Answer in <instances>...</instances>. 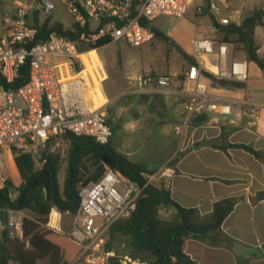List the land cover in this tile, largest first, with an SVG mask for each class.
<instances>
[{"label": "built area", "instance_id": "2783aa9c", "mask_svg": "<svg viewBox=\"0 0 264 264\" xmlns=\"http://www.w3.org/2000/svg\"><path fill=\"white\" fill-rule=\"evenodd\" d=\"M74 18L78 26L73 37L56 31L46 39L38 40L39 29L29 23L36 10L50 17L57 10L55 0H23L12 15L4 18L0 37V70L8 84L28 75L25 84L17 89L0 84V152L30 154L40 159L42 152L53 138L66 133L88 137L107 145L113 137L105 103L97 105L94 88H102L104 71L95 68V76L87 71L84 56H89L90 46L103 39L110 44L124 41L131 46L151 42L156 33L152 22L161 16L182 18L192 0H58ZM229 8L227 0H211L200 9L214 17V22L228 26L232 20L222 16ZM234 14H239L234 11ZM213 29H211V32ZM100 48V47H99ZM99 48H94L98 50ZM264 60V43L258 49ZM194 60L183 81L178 73L148 71L136 79L134 92L138 94L178 93L188 96L185 113L175 132L183 135L196 124V119L208 114L215 118L208 121L224 126H238L247 121L249 128L257 126L262 103L247 98L228 100L221 97L224 89L242 88L250 80V61L235 57L232 44L214 36L197 37L192 42ZM26 65L24 76L20 73ZM207 73L219 80L213 82ZM221 81L240 84L223 85ZM190 83L192 86H186ZM221 118V119H220ZM143 186L106 166L98 181L82 183L78 211L72 218L69 238L81 247L80 254L71 264H109L116 257L107 248L112 225L130 218L138 208L145 187L161 180L171 189L176 172L165 169L160 174H142ZM8 176L0 165V192L8 186ZM12 197V194L10 195ZM7 226L12 238H23V211L8 207ZM56 212V214H55ZM48 228L63 232V213L53 207Z\"/></svg>", "mask_w": 264, "mask_h": 264}, {"label": "crops", "instance_id": "0c3cea01", "mask_svg": "<svg viewBox=\"0 0 264 264\" xmlns=\"http://www.w3.org/2000/svg\"><path fill=\"white\" fill-rule=\"evenodd\" d=\"M209 1L192 0L190 7L197 4L198 8L194 14L197 21L190 22L186 15L182 17L184 22L176 27L177 50L191 56L195 38L211 34L223 40L226 26L215 25L211 14L200 11ZM227 1L229 8L224 9L222 16L230 17L231 24L237 25L242 23L248 14L247 10L253 11L259 4L258 0ZM234 11L239 14L235 15ZM161 17L152 22V27L164 34L156 23ZM259 29L256 30L257 35ZM235 57L247 59L245 51L243 56L235 54ZM84 62L86 72L89 71L96 79L95 68H98L96 66L100 62L98 52L91 50L89 56H84ZM188 67L184 75L180 73L184 80ZM102 69L105 73L104 81L102 88L98 82L94 88L95 100L97 105L105 103L113 129L111 142L119 153L141 165L147 174H160L165 169L174 170L176 176L170 189L172 199L181 206L198 208L202 214L210 213L218 200L243 197L222 226L223 231L235 239L233 246L212 247L202 240L187 239L184 245L186 254L197 264H264V200L253 202L255 195L264 191V161L245 149L230 146L245 144L264 154V108L254 128H249L247 121L238 126H224L222 119L219 123L207 120L194 124L183 135H178L174 128L184 116L187 94H138L134 92L136 79L145 71L127 82L125 76L122 79L108 76L103 66ZM150 71L159 73L153 69ZM187 85L192 86L186 83L185 87ZM241 89H224L221 97L233 101L247 98L254 103H262L264 69L250 61V80L244 85L246 95ZM155 138L160 140L152 148L149 142ZM2 153H8L9 160L13 162L14 154L10 150H3ZM159 181L160 184L162 181ZM176 212L174 207L169 208L172 215ZM128 249L130 253L124 254L126 258L131 254V249ZM112 250L116 253L115 245Z\"/></svg>", "mask_w": 264, "mask_h": 264}, {"label": "trees", "instance_id": "16d2710c", "mask_svg": "<svg viewBox=\"0 0 264 264\" xmlns=\"http://www.w3.org/2000/svg\"><path fill=\"white\" fill-rule=\"evenodd\" d=\"M29 23L38 27L40 33L38 40L46 39L53 31L73 37L75 30L78 29L76 24L66 27L62 23L55 22L52 16L43 17L38 10L29 18ZM214 24L217 25L216 22ZM258 27H264V7L249 12L240 25L226 26L222 41L242 45L247 59L264 69V60L257 52ZM153 30L157 37L167 38L157 29L153 28ZM108 44H110L109 40L103 39L96 46L87 47L85 50ZM181 52L185 57L191 58L186 52ZM191 60L194 62L192 58ZM207 75L213 82L219 83L213 74L207 73ZM182 79L184 80V77ZM27 80L28 75L17 79L13 84H8L0 70V84L7 88L17 89ZM221 84L240 86L226 81H221ZM197 119H202L203 122L208 120L206 116ZM63 137L71 143L64 189L58 179L63 165L62 155L51 151L50 148L57 138H53L42 152L39 159L42 163L41 168H37V157L14 153L21 183L15 186L11 179L8 180L7 188L0 192V209L11 207L27 213L23 217L22 239L10 237L7 228L2 230L0 264L11 262L40 264L43 260L48 264H71L80 254L81 247L67 234L48 228L52 208H58L63 214L75 215L80 203V184L98 181L103 176L106 166L114 168L124 177L141 186L146 182L142 176L146 173L143 167L119 153L112 142L101 145L91 138L71 133H66ZM213 146L218 147L214 144ZM230 146L245 149L264 161V154L248 145L231 144ZM14 190L18 192L16 198L10 196ZM242 199L243 197L236 196L223 198L214 203L210 213L202 214L198 208L184 207L175 202L170 190L162 182L159 185L149 184L139 199L137 211L130 218L118 220L112 225L107 248L112 250L114 240L122 237L128 243L127 246L131 249L134 259L142 252L148 254V258L143 261L145 264H197L185 252L186 240H202L212 247H232L235 239L226 234L222 226ZM262 200H264V191L258 192L253 198L254 203ZM162 207H174L177 212L172 219H163L160 214ZM111 264L122 263L112 258Z\"/></svg>", "mask_w": 264, "mask_h": 264}, {"label": "rangeland", "instance_id": "374dc122", "mask_svg": "<svg viewBox=\"0 0 264 264\" xmlns=\"http://www.w3.org/2000/svg\"><path fill=\"white\" fill-rule=\"evenodd\" d=\"M22 1L23 0H2L0 2V34H2L4 30L5 16L12 15V13L22 3ZM55 1L57 2L58 6L57 10L52 15L53 20H57L64 26L70 27L74 18L68 13L66 8H64L58 2V0ZM251 1L253 2L254 0H248V2ZM258 3L259 4H257L253 9L264 7V2L258 0ZM197 9V4H195L190 7L188 13L186 14V17L188 20H190V22L197 21L194 15ZM249 12H252V10H247V13ZM183 22L184 19L182 18H159L156 23L167 38L158 37L142 46L135 47L126 44L124 41H119L108 44L107 46L100 47L98 50H96L100 57V62L96 67L100 68L103 66L108 76H117L119 79H122V77L125 76L127 82H130V80H132L135 76L144 71H150V69H153L159 73H178L179 75L180 73H182V75H184V72L186 71L192 60L189 57H185L182 54L181 50H177L175 41L176 27H178V25ZM259 30L260 31L258 35L256 34V42L258 46L261 47L264 40V27H260ZM232 48L237 56L244 55V49L242 45L232 43ZM245 58H247V56ZM113 111H115L114 106ZM212 118H215V115L208 114V119L211 120ZM158 140H160V138H155L154 140L149 142V145L153 146L152 148H155L158 145ZM70 147V141L63 136L57 138L50 147L51 151L60 153L63 158L62 169L58 174V179L63 189L68 175V158ZM8 156V153L0 152V165L6 172L8 178L13 181L14 185L19 186L21 183V179L14 163V159L12 162L9 160ZM36 163L37 168H41L42 163L40 162L39 158H36ZM159 182V180L154 181V184L159 185ZM17 195L18 192L14 190L12 192V198H16ZM26 213L27 212L23 211V215ZM160 214L163 219H172L174 217V215L169 213V208L167 207H162L160 210ZM20 219H22V216H20ZM63 222V234L68 235V233L72 229V218L69 213L63 214ZM2 230L3 228L0 223V242L2 238ZM127 244L128 243L122 237L114 240L116 262H121L122 264H145V262L143 261L148 258V254L146 253L142 252L140 254H137V256H135V259L133 258L134 256L131 255L132 253L129 254L128 258L124 256L125 253H130L129 249L127 248ZM10 264L17 263L11 262ZM40 264H48V262L46 260H43L40 262ZM109 264H111V262Z\"/></svg>", "mask_w": 264, "mask_h": 264}, {"label": "water", "instance_id": "95a60500", "mask_svg": "<svg viewBox=\"0 0 264 264\" xmlns=\"http://www.w3.org/2000/svg\"><path fill=\"white\" fill-rule=\"evenodd\" d=\"M26 71H27V67L24 64L20 68L21 75L24 76L26 74ZM195 121H196V123H202L203 122L202 119H196ZM0 223H1L2 228L5 229L7 226V212L4 209H0Z\"/></svg>", "mask_w": 264, "mask_h": 264}]
</instances>
